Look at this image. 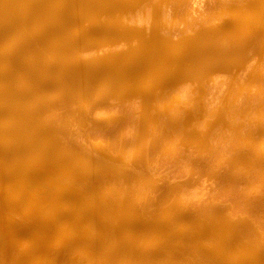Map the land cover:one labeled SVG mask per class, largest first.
Here are the masks:
<instances>
[{
	"label": "bare ground",
	"instance_id": "obj_1",
	"mask_svg": "<svg viewBox=\"0 0 264 264\" xmlns=\"http://www.w3.org/2000/svg\"><path fill=\"white\" fill-rule=\"evenodd\" d=\"M0 264H264V0H0Z\"/></svg>",
	"mask_w": 264,
	"mask_h": 264
}]
</instances>
